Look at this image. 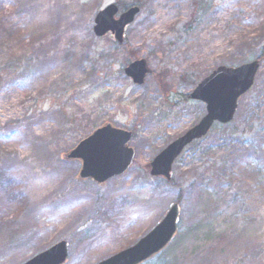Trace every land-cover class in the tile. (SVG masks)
<instances>
[{
    "label": "rangeland",
    "instance_id": "1",
    "mask_svg": "<svg viewBox=\"0 0 264 264\" xmlns=\"http://www.w3.org/2000/svg\"><path fill=\"white\" fill-rule=\"evenodd\" d=\"M199 1L204 12L197 0H0V264H23L61 241L64 264H97L174 203V239L142 264H264V59L234 120L177 159L175 182L150 174L152 160L206 114L189 97L195 85L264 50L261 0ZM111 3L140 7L126 44L94 33ZM138 59L152 69L142 86L125 73ZM105 123L135 134V157L99 184L63 156Z\"/></svg>",
    "mask_w": 264,
    "mask_h": 264
},
{
    "label": "water",
    "instance_id": "2",
    "mask_svg": "<svg viewBox=\"0 0 264 264\" xmlns=\"http://www.w3.org/2000/svg\"><path fill=\"white\" fill-rule=\"evenodd\" d=\"M139 12L140 8L133 6L118 16V5L109 4L96 14L94 33L97 37L112 33L119 43H123L126 27L135 21ZM259 68L257 60L237 67L220 66L202 79L189 97L205 103L206 114L152 160L150 174L170 180L175 161L191 143L205 137L216 123L225 125L233 121L238 101L253 87ZM125 73L141 86L152 69L146 59H138L125 68ZM133 139V132L106 123L63 157L69 161H81L79 178L93 179L102 184L125 174L132 166L135 151L129 143ZM178 215L179 205L174 203L165 217L134 245L97 264H140L159 253L177 232ZM67 258L68 244L61 241L23 264H64Z\"/></svg>",
    "mask_w": 264,
    "mask_h": 264
},
{
    "label": "trees",
    "instance_id": "3",
    "mask_svg": "<svg viewBox=\"0 0 264 264\" xmlns=\"http://www.w3.org/2000/svg\"><path fill=\"white\" fill-rule=\"evenodd\" d=\"M197 2H198L197 4H199V7L203 8V12H204V9L206 8L207 5L205 3H202V1H199V0H197ZM123 44H126V42H124ZM263 59H264V50H263L261 56L259 57V61L261 62ZM194 82L196 84V81H194ZM230 140L234 141V139L232 137L230 138ZM173 182H175V180L173 178L171 180H166V183H168V184L173 183Z\"/></svg>",
    "mask_w": 264,
    "mask_h": 264
},
{
    "label": "bare ground",
    "instance_id": "4",
    "mask_svg": "<svg viewBox=\"0 0 264 264\" xmlns=\"http://www.w3.org/2000/svg\"><path fill=\"white\" fill-rule=\"evenodd\" d=\"M262 4L264 3V0H261Z\"/></svg>",
    "mask_w": 264,
    "mask_h": 264
}]
</instances>
